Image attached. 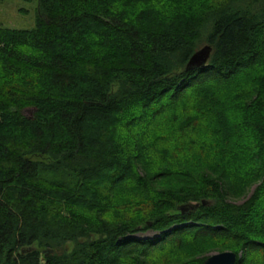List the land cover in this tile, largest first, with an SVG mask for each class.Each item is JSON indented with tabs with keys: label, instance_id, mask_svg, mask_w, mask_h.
Segmentation results:
<instances>
[{
	"label": "trees",
	"instance_id": "obj_1",
	"mask_svg": "<svg viewBox=\"0 0 264 264\" xmlns=\"http://www.w3.org/2000/svg\"><path fill=\"white\" fill-rule=\"evenodd\" d=\"M153 1L37 0L33 30L0 26V264H155L175 242L264 264V0Z\"/></svg>",
	"mask_w": 264,
	"mask_h": 264
},
{
	"label": "rangeland",
	"instance_id": "obj_2",
	"mask_svg": "<svg viewBox=\"0 0 264 264\" xmlns=\"http://www.w3.org/2000/svg\"><path fill=\"white\" fill-rule=\"evenodd\" d=\"M151 1V0H150ZM209 1H215V0H209ZM208 1V2H209ZM197 2V1H196ZM170 2L165 1L162 3L157 4V1H153L151 4L154 7H161L163 5H166V7L168 8H173L175 9V6L170 5ZM196 4V3H195ZM37 16H38V2L37 0H2L0 2V26L3 28H9V29H16V30H33L36 26V20H37ZM205 46H203L202 48H204ZM201 48V49H202ZM200 49V50H201ZM230 132H233V134H235V131L230 130ZM198 133L197 131H194L192 133V136H197ZM190 136V134H189ZM199 138V137H198ZM171 139H169V141H171ZM188 139L186 138H181L176 140V145L177 146H181L180 148H182V150H185L183 148H186L184 146H188ZM168 144V142H167ZM194 150V147H189V152ZM183 162H186L184 164H186L187 166H189V164H193L192 161H188L187 160H180ZM177 162V161H176ZM174 161V163H176ZM196 164H199L201 166L198 167L200 169L201 172H207L208 168L206 167L207 165H209V163L204 162L203 160H197V162H195ZM210 170V169H209ZM195 171V170H194ZM198 172V171H195ZM215 175L214 177H216V175H219V171H215ZM219 177V176H218ZM170 186L169 185H164V188H172V187H179L180 184H182L181 180H172L170 182ZM256 187H252L251 190L249 191V194L245 197V199H242L239 202H236L234 204H236L237 206H242L245 204V202L247 200H249V198L252 196V193H254ZM248 193V192H247ZM136 193H134L133 191H131L128 187H120L118 189H116L113 192V195L111 197V201H115V203L117 205H122L124 204L127 199L131 198L133 195H135ZM110 217H108L107 219H109ZM112 218V217H111ZM161 236V233L156 232L154 230H149V231H142L139 234L135 235V238L140 239V240H145V239H150V240H156ZM189 240V237H185L184 241L187 243ZM178 242H175L174 245L167 247L165 250H163L162 254L156 255L157 259L154 261L155 264H178L181 262H189L191 260H197V261H201L204 258H210L214 255L217 254H223L220 250H216L214 248H207V250H200L199 252H196L194 250H188L185 249H180V247H177ZM179 249V250H177ZM230 251H226L224 253H228ZM232 253V252H231ZM239 258H243V254L241 253L239 255ZM251 260L250 258L247 260V263H249ZM182 264V263H181Z\"/></svg>",
	"mask_w": 264,
	"mask_h": 264
},
{
	"label": "water",
	"instance_id": "obj_3",
	"mask_svg": "<svg viewBox=\"0 0 264 264\" xmlns=\"http://www.w3.org/2000/svg\"><path fill=\"white\" fill-rule=\"evenodd\" d=\"M212 48L210 46H205L201 50H199L189 61L187 65V71H198L201 69H205L207 67V64L211 58L212 55ZM203 205L208 207L211 206L208 202H203ZM199 208V205H190L181 207L179 210L182 212L183 215H191L192 213H195ZM31 250L23 251V254L30 253ZM237 262V255L235 253H223V254H217L212 257H210L205 264H236Z\"/></svg>",
	"mask_w": 264,
	"mask_h": 264
}]
</instances>
